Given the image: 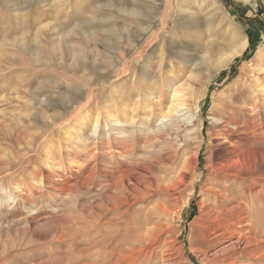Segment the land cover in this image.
<instances>
[{"label": "rangeland", "instance_id": "rangeland-1", "mask_svg": "<svg viewBox=\"0 0 264 264\" xmlns=\"http://www.w3.org/2000/svg\"><path fill=\"white\" fill-rule=\"evenodd\" d=\"M190 10L200 17L190 18ZM251 74L264 86V0H0V264H88L91 244L118 231L105 256L115 243L124 251L126 235L144 234L158 221L161 243L143 264H212L232 249L252 254L258 246L263 250L243 264H264V130L250 134L249 165L239 170L226 215L243 238L216 242L219 234L204 235V194L216 155L212 117ZM182 88L198 95L193 113L204 141L198 165L183 181L182 165L154 164L143 173L141 194L128 195L116 211L101 176L85 185L90 169L104 166L101 151L99 163L88 152L108 132L106 104L120 120L119 102L135 107L145 130L151 119L142 108L157 114ZM57 132L60 143L48 161L40 143ZM36 135L40 143L31 147ZM105 212L129 215L103 214L91 232V213ZM109 220L121 228L101 227Z\"/></svg>", "mask_w": 264, "mask_h": 264}, {"label": "bare ground", "instance_id": "bare-ground-1", "mask_svg": "<svg viewBox=\"0 0 264 264\" xmlns=\"http://www.w3.org/2000/svg\"><path fill=\"white\" fill-rule=\"evenodd\" d=\"M195 11H189L190 18L194 19V17L199 16L197 14L198 10L196 12ZM214 23L215 22H211L208 29H210V27ZM188 24L190 25V23ZM177 43L178 42H176V44ZM78 52L80 53V51ZM176 52L179 53L178 51ZM238 54H240V52L234 53V55ZM226 66L227 64H224L222 68ZM197 96L198 95L194 90H186L185 88H182L181 91H175L172 103L168 106H166L165 104L161 106V110H159L157 114H155V112L151 114L150 111L148 112L149 106H144L140 115L146 118L149 117L151 119L150 125L145 130L139 128L138 124L135 122L136 117L133 114L136 111L135 107L133 109L131 108V106L123 107L122 102H119L115 112L116 114L118 113L123 116V120H120L118 118V115L114 114L112 105L106 104L104 109V114L106 116V126L104 127L105 132H108L106 133V135H104L103 130L102 135L100 136L97 144L95 143L96 145L94 146V148L90 152L87 151L88 155L89 153L90 155L91 153H94L93 156L91 155V158L96 162L98 161V163L99 159L95 156V153L101 151L102 154L100 155V158L102 160H105L103 164L104 166L98 165L99 167H102L101 169H97L98 166H95L94 169L96 171L92 170L93 168L90 169L91 171L87 177L86 184L85 182L84 184L90 186L98 175L101 176L103 182L107 184L106 186H102L104 187L103 190L105 192H109L110 194H114L110 197H107V195L104 196H106L110 201H114L116 203H114L113 209L117 211L123 208L124 203H126L125 199L128 195L133 196L141 194L140 187H145L143 186V179L146 178V175L143 176V173L151 174L154 164L159 163L160 166V163H162L171 167L177 166V168L181 167L180 165H182L181 172L179 174L180 179L184 181L186 178L185 174L191 172L193 173L195 167L198 165L199 156L204 144V141L201 139V137H203V128L199 125V119L194 117L193 113L195 107L196 110L199 108ZM263 106L264 86L259 84V80L251 74L249 79H245L244 85L242 84L240 88L236 89L233 96L227 98L226 102L221 107L220 117L214 115L212 117V122L215 128L213 132L214 135H212L213 138L210 140V144L211 148L213 150L215 149L216 155L211 168V176L209 178L210 187L208 190L206 189L207 191L204 194L206 211L205 216L207 222L204 226V235L206 237L219 234L217 236L216 242H220L225 236H238L239 240L243 238L242 232L238 229H235V223L227 218L226 215L227 213H229L228 206L232 204L237 194L236 186L238 184L239 170L245 165H249V159L247 158V156H249L248 152H251V149H249V144L251 143L250 134L255 133V131L261 132L264 130V121H262L264 120V109L262 108ZM259 121L260 124L257 125L256 123ZM96 126H98V124H96ZM65 132V134L69 133L68 130H66ZM113 132H115V134H113ZM132 132L136 133L134 137L132 135ZM61 135L62 132H57V134L51 139V141H45L44 143H40V136L36 135L33 137L30 145L31 147H36V145L40 143L41 147H44V149L46 147L47 152L45 153V156L48 158V161H53L55 151L50 153L49 149L56 150L55 145L60 143V140L56 139V136ZM41 137L43 136L41 135ZM194 140L198 141V145L197 143V146L195 145L196 151H193L192 155L185 156L184 151L192 147V142ZM157 147L162 149H158L159 151L153 149ZM141 149H143L144 152L143 154L139 155ZM159 156L160 158L157 159ZM146 158L151 160L145 161L144 159ZM110 161H116L117 163L115 164L117 165L113 167ZM51 163L52 162H49V164ZM241 178L243 177L241 176ZM155 183L157 184V182ZM80 186L81 185H79L78 187ZM146 189L148 190V187ZM66 190L67 188L62 189V191L64 192ZM100 194L101 193H99V195ZM135 197L136 196H134L133 198L135 199ZM143 198H140L138 201L142 200ZM164 209L165 208L163 207V210ZM160 210L161 209H159V212ZM100 211L102 210L100 209ZM166 211H163L162 213H165ZM159 212H157L156 214H158ZM260 213H263V211H261ZM103 214H117L119 215L117 217L118 219L125 218L127 215H129V213L127 212H105L100 213L99 215L96 213H91V232L95 230V221L97 219L102 220L101 218ZM153 225L154 226L148 229L144 234L141 232L142 234L139 233V235H133L135 234L134 232L132 235H126L124 238L126 245V247L124 246V251L119 250V248L115 246V243L105 256L106 249H104V247L108 244L109 241L116 240L121 236V232L119 233L118 231L114 232L110 237H104V240L96 245H94L95 243L91 244L88 251V258L90 257V259H92L93 261H89L88 264H143L142 262L144 261H141L142 257L146 258L144 256L148 255L150 251H156V249H158V246L161 243V238L165 231L162 230L165 228H162L163 224H161L160 221ZM105 226L114 227L116 230H119V228H121L117 226L116 221L110 220L104 226L101 225V227ZM260 250H263V246L255 247V250L252 254H255ZM248 253L250 252H248L247 250L243 252H235V249H232V251L228 254L223 255L222 253L221 257H218L216 260H212V264H243L247 262L250 257H252V254ZM261 261H263L262 258H259L258 260H256V263H259Z\"/></svg>", "mask_w": 264, "mask_h": 264}]
</instances>
